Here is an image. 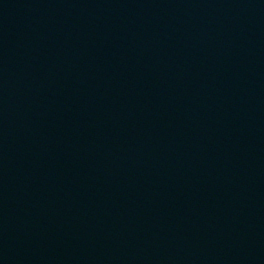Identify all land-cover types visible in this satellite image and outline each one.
Masks as SVG:
<instances>
[{"label": "water", "instance_id": "obj_1", "mask_svg": "<svg viewBox=\"0 0 264 264\" xmlns=\"http://www.w3.org/2000/svg\"><path fill=\"white\" fill-rule=\"evenodd\" d=\"M0 264H264V0H0Z\"/></svg>", "mask_w": 264, "mask_h": 264}]
</instances>
